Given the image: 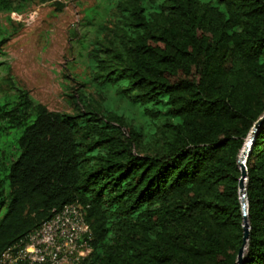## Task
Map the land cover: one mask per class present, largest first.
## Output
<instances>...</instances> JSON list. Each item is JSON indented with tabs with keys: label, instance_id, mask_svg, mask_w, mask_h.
I'll use <instances>...</instances> for the list:
<instances>
[{
	"label": "trees",
	"instance_id": "1",
	"mask_svg": "<svg viewBox=\"0 0 264 264\" xmlns=\"http://www.w3.org/2000/svg\"><path fill=\"white\" fill-rule=\"evenodd\" d=\"M51 1L0 0V14ZM107 16L90 80L143 123L83 92L68 95L74 112L49 111L0 78V264L73 203L90 231L79 264H236L238 159L264 115V0H115ZM245 168L242 264H264V120Z\"/></svg>",
	"mask_w": 264,
	"mask_h": 264
},
{
	"label": "rangeland",
	"instance_id": "2",
	"mask_svg": "<svg viewBox=\"0 0 264 264\" xmlns=\"http://www.w3.org/2000/svg\"><path fill=\"white\" fill-rule=\"evenodd\" d=\"M113 2L53 0L31 5L22 14L1 13L0 37L6 36L7 41L3 46L4 66L0 69V78H11L17 87L49 111L74 112L68 95L76 98L83 92L99 106L109 105L119 113L132 116L135 122L143 123L137 111L128 109L125 101H119L111 91L101 100L90 80L87 53L97 25L110 21L107 9ZM6 89L3 82L1 90ZM19 135V130L11 131L5 144L9 147L5 148L12 149ZM4 264H8L7 258Z\"/></svg>",
	"mask_w": 264,
	"mask_h": 264
},
{
	"label": "built area",
	"instance_id": "3",
	"mask_svg": "<svg viewBox=\"0 0 264 264\" xmlns=\"http://www.w3.org/2000/svg\"><path fill=\"white\" fill-rule=\"evenodd\" d=\"M89 235L83 208L69 204L22 240V247L6 251L2 264L4 258L8 264H79L90 252Z\"/></svg>",
	"mask_w": 264,
	"mask_h": 264
},
{
	"label": "water",
	"instance_id": "4",
	"mask_svg": "<svg viewBox=\"0 0 264 264\" xmlns=\"http://www.w3.org/2000/svg\"><path fill=\"white\" fill-rule=\"evenodd\" d=\"M263 120H264V115L254 125L253 131L251 135L249 136L248 140L246 141L244 148L242 150V154H240L239 159H238V164H239V168L241 171V177L239 179L238 186H239V193H240L241 205H242L243 237H242V246L238 250V253H237L236 264H242L244 249H245L246 243L249 238V224L247 220V203H246V193H245V182H246V176H247L246 168H245V158L250 150L251 143L254 139L255 130L258 128V126L261 124Z\"/></svg>",
	"mask_w": 264,
	"mask_h": 264
}]
</instances>
